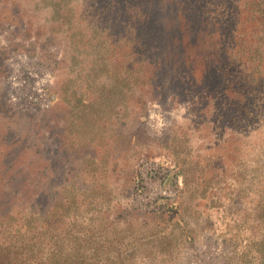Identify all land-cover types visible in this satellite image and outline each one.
I'll list each match as a JSON object with an SVG mask.
<instances>
[{
	"label": "rangeland",
	"instance_id": "1",
	"mask_svg": "<svg viewBox=\"0 0 264 264\" xmlns=\"http://www.w3.org/2000/svg\"><path fill=\"white\" fill-rule=\"evenodd\" d=\"M251 3L0 0V264H264Z\"/></svg>",
	"mask_w": 264,
	"mask_h": 264
},
{
	"label": "trees",
	"instance_id": "2",
	"mask_svg": "<svg viewBox=\"0 0 264 264\" xmlns=\"http://www.w3.org/2000/svg\"><path fill=\"white\" fill-rule=\"evenodd\" d=\"M250 6L253 7L254 14L257 13L260 18H264V0H252ZM1 250L2 249L0 248V252ZM7 264H10V262H8Z\"/></svg>",
	"mask_w": 264,
	"mask_h": 264
}]
</instances>
